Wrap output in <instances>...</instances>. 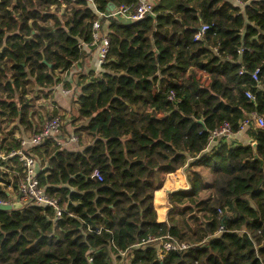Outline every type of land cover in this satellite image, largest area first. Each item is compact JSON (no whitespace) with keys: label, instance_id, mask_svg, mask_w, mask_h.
<instances>
[{"label":"trees","instance_id":"16d2710c","mask_svg":"<svg viewBox=\"0 0 264 264\" xmlns=\"http://www.w3.org/2000/svg\"><path fill=\"white\" fill-rule=\"evenodd\" d=\"M93 1L99 11L135 2ZM238 2L156 0L154 16L108 17L104 71L88 81L77 71L72 123L83 120L76 130L90 142L27 149L46 161L39 182L66 211L55 219L49 207L0 209V264H264V125L243 130L248 143L209 140L223 122L236 132L249 113L264 117V0ZM96 19L88 0H0L1 122L30 123L28 78L49 87L57 73L84 67ZM12 133L0 131V146L18 145ZM185 165L189 188L167 194V219L157 221L154 192ZM149 235L191 247L163 258L155 244L131 248ZM128 248L131 257L118 253Z\"/></svg>","mask_w":264,"mask_h":264},{"label":"built area","instance_id":"2783aa9c","mask_svg":"<svg viewBox=\"0 0 264 264\" xmlns=\"http://www.w3.org/2000/svg\"><path fill=\"white\" fill-rule=\"evenodd\" d=\"M89 1L98 12V17L105 16V13L97 10L96 4L93 0ZM235 1L238 2V0ZM57 2L62 4L64 0H57ZM154 14V4L152 2L135 0L134 3L120 4L115 11L107 16H118L124 20H140L145 16H154ZM102 28L103 24L101 23V20L99 18L94 20L91 33L92 41L88 44H83L89 49L95 47L97 52V62L99 64L105 60L109 48L108 36L106 33L102 32ZM208 28L209 26L207 24L201 25L200 30L195 34V39H201ZM238 52L241 53L242 49H239ZM244 72H246V69L241 67L239 74ZM258 73V67L250 72V77L256 83V86H259ZM63 92L68 93L66 90H63ZM245 95L251 100H254L255 98L249 90L245 92ZM173 96L174 94L171 91L169 98L171 99ZM131 111H136L135 106H131ZM68 121L69 118L63 114L56 113L50 115L44 118L38 127L33 128L27 136L11 134L12 138L18 141L17 146L7 147L4 144L0 146V185L4 186V190L6 191L8 187L15 190L14 199L11 200L9 198L7 200L0 198V205L20 202L22 207L29 205L49 207L53 209L55 219L60 218L63 212L66 211V206L61 205L58 198L48 195L39 182V173L46 167V161L36 155L27 153V149L35 145H41L47 140H52L59 148H63L66 144L77 142L76 135H68L67 137L63 135ZM263 125L264 117L256 112H251L240 121L239 128L236 132H233L231 125L228 122H223L221 125L210 131L209 140L213 142L216 139H229L249 126L256 127ZM9 138L10 137L7 136L6 139ZM91 177L98 181L103 180L102 174L97 168L93 169ZM100 229L101 228H99V230ZM222 229L223 226H219L218 230L221 231ZM147 244L156 245L159 258H163L169 251H186L191 247L187 242H177L169 235H163L160 237L149 235L147 238L133 244L131 248ZM118 253L122 257L132 256V254H130V248L125 250L119 249ZM91 261L92 258L88 257V262Z\"/></svg>","mask_w":264,"mask_h":264},{"label":"crops","instance_id":"0c3cea01","mask_svg":"<svg viewBox=\"0 0 264 264\" xmlns=\"http://www.w3.org/2000/svg\"><path fill=\"white\" fill-rule=\"evenodd\" d=\"M146 1L152 2L154 4L156 0H146ZM109 2H112V1H109ZM108 3H107L106 10L100 11V12L105 13V16L98 17V12L96 11L94 6L89 1V7L94 11L97 18H99L101 20V23L103 24L102 31L103 30L106 31V29H107L108 17H109L107 15L112 13L113 11H115L118 7L117 4H115L114 2H113V4L115 6H110V5H108ZM61 5H63V3ZM96 8H97V5H96ZM83 47L86 49L87 54L89 56L86 63H84V67L81 68L80 66L76 65L72 70H70L67 73L61 72V75L63 76L64 81H68L70 84L73 83L74 88H72V89H70L69 87L68 88L67 87L62 88L59 86V85H61L60 84L61 82H59L58 84H55L56 85L55 88H58L60 90V91L56 90L55 95H57V96L59 95L60 97H62L60 95V92H61V94L63 96H66L65 98H67V100L64 99V101L57 102L56 104H58V105H49L50 108H54L53 110H58V113H60V114H62V112L68 113L67 108H69L70 98L72 96L77 97V95L80 93V88L78 86V81L80 80V78H78V74H77V71L79 69H81V72L84 75L85 74L87 75L86 81H88L92 77L99 76L100 73L104 71L103 68L101 67V64H99L97 62V52H96L95 47L93 49H92V47H91V49H89L87 46H84V45H83ZM53 88H54V86H53ZM63 90L68 91V93L63 92ZM74 104L76 105L75 102H74ZM30 112H31L29 114L30 123L28 125L27 124L22 125V124H19L17 121H12V123H11L12 124L11 129L13 131L12 134H15L18 136H27L30 134V132L33 130V128H36L39 126V124L41 122V118H38L37 114L35 115V113L33 111H30ZM63 115H65V114H63ZM66 117L69 118V121L66 124L63 135L65 137H67L68 135H76L77 136L76 133H78V135H79V131H77L76 129L84 124L83 120L79 119V120L75 121L74 123H72V120L74 118L73 115L68 114V115H66ZM77 138H79V137L77 136ZM234 138H236L241 143H248L251 140L250 137L245 133V131H241V132L236 133ZM89 142L90 141H88V143ZM74 143L66 144L63 148L67 149L69 151H80L88 144L87 142L86 143L85 142H83V143L74 142ZM189 170H190V168H188L185 165L184 167H181V168L177 169L176 171L167 174L165 176L162 187L155 190L154 196H153V206H154V209L156 211L157 221H165L167 219V214H168V211L170 209V208L168 209V206L166 205V203H168L167 194L169 192H172V191L177 190V189L189 188V183L187 181V176H186V174ZM6 193L9 195V198L11 200L14 199L15 190L13 188L8 187ZM157 198H158V201L156 200Z\"/></svg>","mask_w":264,"mask_h":264},{"label":"rangeland","instance_id":"374dc122","mask_svg":"<svg viewBox=\"0 0 264 264\" xmlns=\"http://www.w3.org/2000/svg\"><path fill=\"white\" fill-rule=\"evenodd\" d=\"M232 3L235 4H240L237 3L235 0H232ZM242 6V5H240ZM62 15L64 18H67L69 15V8L66 9H62L61 10ZM59 15V14H58ZM62 17V18H63ZM64 73V72H63ZM67 73V72H65ZM73 73V72H72ZM199 76H201L202 80L207 79V76L205 74H201L200 72L198 73ZM28 85H27V89H28V93L26 94V97L31 101L30 104V111H33L35 113V115L37 114L38 118H41V122L44 118L53 115L52 111H55L54 114L58 113V110H50V109H54V108H50L49 105H58L56 104L57 102L60 101H64V99L67 100V98H65L66 96H63L60 92V95L62 97H60L59 95H55V91L58 90L60 91L58 88H55L56 85L53 86H49V87H40L37 84L33 83V77L28 78ZM181 81V80H179ZM59 82H61L59 85L60 87L64 88V87H69L70 89L74 88L73 87V83H69L68 81H64L63 76L61 75V72L57 73V81L56 84H58ZM76 99L75 96H72L70 98L69 101V108H67V112H62V114L68 115V114H72L75 116V107L76 105L74 104V100ZM67 102V101H66ZM71 102V103H70ZM47 108V109H46ZM12 124L10 123H3L0 121V131L2 133V135H8V133L12 130ZM77 136L79 138H77V142L79 143H83V142H87L90 141L89 138L82 133L80 136L78 135V133H76ZM75 144V143H74ZM62 148V147H61ZM202 173H204L203 170H201ZM188 173V172H187ZM205 175V179L209 180L210 179V174H206ZM187 176V174H186ZM206 191L202 192V195H205ZM166 205L168 206V209L170 208V205L168 203H166Z\"/></svg>","mask_w":264,"mask_h":264},{"label":"water","instance_id":"95a60500","mask_svg":"<svg viewBox=\"0 0 264 264\" xmlns=\"http://www.w3.org/2000/svg\"><path fill=\"white\" fill-rule=\"evenodd\" d=\"M108 5L115 6L113 4V2H109ZM254 145H255V143H253V146ZM20 208H22V204L20 202H14L12 204L0 205V209L1 210H15V209H20Z\"/></svg>","mask_w":264,"mask_h":264}]
</instances>
